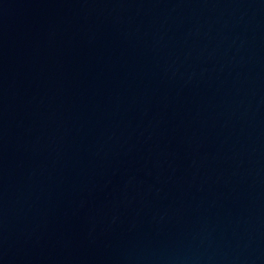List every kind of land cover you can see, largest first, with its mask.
I'll use <instances>...</instances> for the list:
<instances>
[{"label":"water","instance_id":"obj_1","mask_svg":"<svg viewBox=\"0 0 264 264\" xmlns=\"http://www.w3.org/2000/svg\"><path fill=\"white\" fill-rule=\"evenodd\" d=\"M0 264H264V0H0Z\"/></svg>","mask_w":264,"mask_h":264}]
</instances>
